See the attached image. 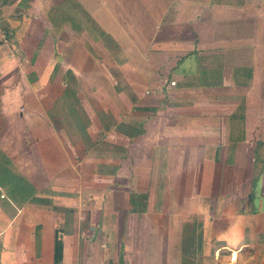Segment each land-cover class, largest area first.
I'll return each mask as SVG.
<instances>
[{"label":"crops","instance_id":"crops-1","mask_svg":"<svg viewBox=\"0 0 264 264\" xmlns=\"http://www.w3.org/2000/svg\"><path fill=\"white\" fill-rule=\"evenodd\" d=\"M1 29L0 264H264V0H0Z\"/></svg>","mask_w":264,"mask_h":264},{"label":"rangeland","instance_id":"rangeland-1","mask_svg":"<svg viewBox=\"0 0 264 264\" xmlns=\"http://www.w3.org/2000/svg\"><path fill=\"white\" fill-rule=\"evenodd\" d=\"M2 30H3V29H1V32H2ZM1 32H0V34H1L0 41H3V37H4L5 34H4V32H2V33H1ZM8 34H9V33H8ZM2 36H3V37H2ZM6 37H7V35H5V38H6ZM10 37L12 38V35H11ZM7 40H9V39L7 38ZM12 51H13L15 54L18 52V50H14V49H12Z\"/></svg>","mask_w":264,"mask_h":264},{"label":"built area","instance_id":"built-area-1","mask_svg":"<svg viewBox=\"0 0 264 264\" xmlns=\"http://www.w3.org/2000/svg\"><path fill=\"white\" fill-rule=\"evenodd\" d=\"M3 41L5 42L6 41V38H5V36L3 37ZM170 85H175V82L174 81H172V82H170Z\"/></svg>","mask_w":264,"mask_h":264}]
</instances>
